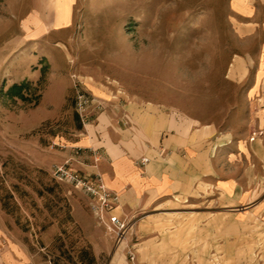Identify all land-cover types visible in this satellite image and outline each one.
<instances>
[{
  "label": "rangeland",
  "instance_id": "obj_1",
  "mask_svg": "<svg viewBox=\"0 0 264 264\" xmlns=\"http://www.w3.org/2000/svg\"><path fill=\"white\" fill-rule=\"evenodd\" d=\"M234 1L78 0L74 35L62 38L78 68L122 96L193 120L196 142L205 137L211 145L210 176L197 177L195 191L165 210L177 227L167 232L180 243L182 227L195 223V244L159 247L193 255L195 264H264L261 107L248 95V79L238 83L227 74L234 52L257 39L237 37ZM13 2L19 4L0 0V17L10 16ZM58 40L40 38L45 52L20 53L18 64L17 53H6L0 64V264H107L112 253L96 257L89 243L86 222L99 224L90 198L52 176L60 164L55 154L93 117L92 108L87 120L78 115L76 91L89 92L73 73L67 84H51L59 65L44 53ZM222 180L237 186L223 189ZM126 252L130 258L137 249Z\"/></svg>",
  "mask_w": 264,
  "mask_h": 264
},
{
  "label": "crops",
  "instance_id": "obj_2",
  "mask_svg": "<svg viewBox=\"0 0 264 264\" xmlns=\"http://www.w3.org/2000/svg\"><path fill=\"white\" fill-rule=\"evenodd\" d=\"M18 1L9 6V17H0V64L6 53H17L14 63L18 64L20 53L36 52L37 48L45 52L46 45L37 42L40 38H61L56 41L58 47L49 43L55 54L44 53L59 65L51 84H67L73 73L101 103L99 110L92 107V120L79 126L77 134L54 158L58 163L71 160L82 174L100 175L106 186L118 194V212L133 223L124 244L112 251L113 237H108L101 225L86 222L95 256L112 252L107 264H195L193 255L169 248L168 252H159V247L195 244V223L182 227L187 232L180 243L175 234L167 232L177 227L167 215L171 212L165 210L179 201L177 197L187 198L195 191L197 177L210 176L211 145L205 137L196 142L193 120L185 121L176 111L158 103L130 97L125 92L122 96L120 89L115 91L94 72L73 64L70 43L68 46L62 38L74 35L78 0ZM234 2L230 20L237 37L243 42H257L234 52L227 74L238 83L249 80L248 95L260 105L258 119L264 125V0ZM10 29L13 33L6 35ZM57 54L60 59H56ZM114 82L119 84L116 79ZM142 157L146 158L144 165L140 164ZM220 182L226 190L237 186L230 181ZM71 191L78 193L74 188ZM79 193L88 198L83 191ZM130 246L137 249L132 258L126 252Z\"/></svg>",
  "mask_w": 264,
  "mask_h": 264
},
{
  "label": "built area",
  "instance_id": "obj_3",
  "mask_svg": "<svg viewBox=\"0 0 264 264\" xmlns=\"http://www.w3.org/2000/svg\"><path fill=\"white\" fill-rule=\"evenodd\" d=\"M75 106L78 115L83 121L88 119V113L92 107H101V103L92 95L77 89L75 96ZM146 158L140 159V164L144 165ZM52 176L57 181L71 184L73 187L83 191L89 198L93 215L99 224L104 225L106 230L112 235L115 247L124 244L127 236L132 232L133 223L127 221L118 210L120 208L118 194L111 191L100 175H85L75 169L71 160H65L57 164L52 170ZM132 258V256H131Z\"/></svg>",
  "mask_w": 264,
  "mask_h": 264
},
{
  "label": "trees",
  "instance_id": "obj_4",
  "mask_svg": "<svg viewBox=\"0 0 264 264\" xmlns=\"http://www.w3.org/2000/svg\"><path fill=\"white\" fill-rule=\"evenodd\" d=\"M13 88H16L15 86H13Z\"/></svg>",
  "mask_w": 264,
  "mask_h": 264
}]
</instances>
